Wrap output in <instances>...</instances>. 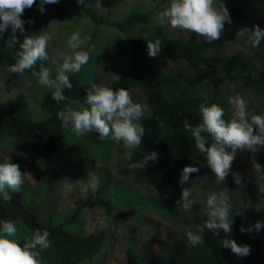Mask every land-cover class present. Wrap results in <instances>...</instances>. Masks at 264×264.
<instances>
[{
    "label": "trees",
    "instance_id": "obj_1",
    "mask_svg": "<svg viewBox=\"0 0 264 264\" xmlns=\"http://www.w3.org/2000/svg\"><path fill=\"white\" fill-rule=\"evenodd\" d=\"M221 3L223 1H220ZM39 0H37V4ZM37 4L24 10L23 16L30 23L34 34L46 32L50 26V18L60 12L76 10L88 16L94 24L96 32L102 26H111L123 34L129 45V56L126 71L119 76L109 87L112 89L125 88L130 94L141 98L149 106L144 113L141 123L145 129L142 144L131 151L129 162L133 167L134 178L146 182L152 193L165 197L174 196L181 191L184 185L192 186L198 173L190 175L187 184H181L180 173L184 166L192 165L201 168L206 165L203 154L195 147L194 139L184 127V120L196 126L201 121L198 111L201 103L218 104L224 109V119L230 121L226 107L230 104L224 95L233 97L236 90L256 92L264 99V62L259 66L253 64L251 59L241 50L234 53H225L232 43L238 42L237 32L242 29H251L258 25L264 29V0H232L224 4L231 14V23H225L219 40L209 42L204 36L189 33L186 39L172 38L168 35L162 24L150 25V11H133L122 21H112L109 16L98 15L85 5L76 1L60 0L57 4L45 5L46 11L41 14ZM96 32L91 37L87 50H92L95 44ZM162 41V51L156 57L166 64L182 65L188 69L184 73L183 67L173 69L167 66L152 69L147 55V40ZM264 43V39L261 40ZM20 41L11 44V39L0 36V69H9L18 59ZM90 53V55H91ZM41 65L48 66L47 59L37 61L33 69L39 71ZM32 70V69H30ZM11 71V70H10ZM204 72L212 75L218 74L222 78L225 92L223 95L212 92L204 94L197 90L190 82L192 74ZM72 83L71 89H63L66 100L56 102L52 93L53 88L43 95L41 106L46 117L41 120L33 118L32 111L26 99L16 98L10 102L4 113H0V143L10 140L12 145L21 149L35 148L41 162V178L45 183L51 184L54 176L64 173L73 166L75 150H90L105 147L111 138H100L93 131L82 137H77L70 128L62 127L57 113L74 102H83L86 98V87L76 75H69ZM233 90V91H231ZM209 143L211 140L209 138ZM238 150V149H237ZM236 150V152H237ZM155 151L158 162H149L145 168L133 165L147 154ZM228 151H231L229 148ZM239 187L242 196L252 207L261 205L264 200V190L250 180H243ZM12 199L5 202L0 197V220H8L16 224L17 229H23L26 236L17 241L23 245L26 237H31L36 230H47L50 233L49 247L37 248L40 264H89L101 251L104 235H81L74 230H65V222H56L55 215L44 212L43 202L33 199L34 194L28 197L24 192L9 190ZM32 201H35L32 204ZM230 203V202H229ZM90 205L110 207L109 201L97 200ZM85 205V206H86ZM229 218H233L232 233L222 231L214 236L205 229L204 243L192 245L187 236L166 241L163 251L149 255L134 254L128 251L129 264H251L262 252L263 243L261 230L253 229L251 232L241 233L240 228H250L260 219L253 211H241L231 204ZM32 206V208H31ZM80 216L79 210L69 221L75 222ZM207 216L198 218L192 232L198 225L203 224ZM229 235L238 244L250 245L251 254L239 257L220 245V239Z\"/></svg>",
    "mask_w": 264,
    "mask_h": 264
},
{
    "label": "rangeland",
    "instance_id": "obj_2",
    "mask_svg": "<svg viewBox=\"0 0 264 264\" xmlns=\"http://www.w3.org/2000/svg\"><path fill=\"white\" fill-rule=\"evenodd\" d=\"M76 1V0H72ZM229 4L232 0H220ZM168 0H85L83 5L98 15H108L112 21H122L133 11H150V25L162 24L172 38L186 39L190 31L172 28L167 22L161 23L158 14L167 6ZM215 2H214V5ZM28 21L25 16L21 17ZM264 27V20L262 22ZM26 34H32L30 23L25 24ZM79 31L82 38L88 37L82 45L87 50L91 37L96 29L88 16L76 10L60 12L52 15L50 26L46 31L51 37L46 52L47 62L52 78H55L56 68L62 63L61 54L70 51L67 45L69 36ZM12 39L10 30L2 35ZM23 36L17 33V40L22 42ZM91 59L76 75L87 89L91 83L110 86L121 74L126 71L129 45L125 36L111 26H102L96 32ZM241 49L253 62L259 66L264 62V43L252 46L246 39L239 38L225 50L231 54ZM152 69L167 66L173 69L183 67L184 73L188 69L182 65L166 64L161 59L149 61ZM37 70H26L25 73H13L9 69H0V113H4L8 104L16 98L26 99L32 111L33 118L41 120L46 117L41 102L43 95L52 90L41 85L33 75ZM190 82L204 94L210 92L224 94L222 78L218 74L204 72L192 74ZM233 91V90H231ZM134 102L143 103L142 99L130 94ZM235 96L242 97L248 106L249 114L264 115V99L256 92L236 90ZM229 96L224 95L226 102ZM83 102L71 103L68 107H86ZM230 120L234 118V109L231 104L226 107ZM10 140L1 141L0 158L10 156L11 162L19 165L24 183L18 192H24L28 197L34 194L33 199L43 202L44 212L55 215L56 222H65V230L75 231L81 235H100L103 233L104 242L101 251L95 256L94 262L89 264H129L128 251L134 254L147 251L149 255L164 250L166 241L187 236L192 232L193 225L198 218L205 215V201L207 195L223 192L229 196V202L241 211H253L264 224V203L252 207L240 196L242 190L239 183H235L232 173H239L241 184L243 180H250L264 190V176L255 169L259 163L264 168V147H257L255 151L239 148L232 161V168L225 181L220 182L211 170L203 165L192 186L184 185L191 195L192 205L185 209L181 202V191L174 196L165 197L152 193L146 182L134 178L133 167L129 162V153L132 149L126 148L120 141L111 139L105 147L96 150L76 149L73 166L70 170L54 176L51 184L41 178L42 165L35 148L24 150L12 145ZM97 200L109 201L107 209L100 205L87 206ZM32 201V204L35 202ZM87 204V205H86ZM86 205V206H85ZM32 208V206H31ZM52 211H49L51 210ZM79 210L80 216L75 222L70 218ZM23 229L11 239L18 240L26 236ZM263 252L251 264H264V228L261 229Z\"/></svg>",
    "mask_w": 264,
    "mask_h": 264
},
{
    "label": "clouds",
    "instance_id": "obj_3",
    "mask_svg": "<svg viewBox=\"0 0 264 264\" xmlns=\"http://www.w3.org/2000/svg\"><path fill=\"white\" fill-rule=\"evenodd\" d=\"M60 0H0V35L6 30L12 34L11 44L17 43V33L23 36L19 43L20 51L18 59L11 65L13 73L23 74L26 70L33 69L37 61L47 58V44L50 36L47 32L39 35L26 34V23H34V20L25 21L22 15L26 8L37 4L38 10L43 14L45 5L57 4ZM215 2L216 6H213ZM83 5L85 0H76ZM161 23L167 22L172 28L183 29L197 33L208 39L209 42L219 40L224 30L225 23H231V14L220 0H168L167 6L158 14ZM238 38L246 39L252 46H260L264 39V29L254 25L251 29H242L237 32ZM88 37L81 36L79 31L73 32L67 45L70 49L62 53V63L56 68L55 78H52L51 70L41 65L39 71L33 72L38 82L48 88H54L52 97L56 102L67 99L63 89H71L72 83L68 73H79L84 65L91 59V50H82V45ZM162 41L159 39L147 40V55L156 58L162 51ZM229 103L234 109V118L226 121L224 109L218 104L201 103L198 111L201 121L196 126L184 120L186 131L194 139L195 147L205 158L206 166L211 170L220 182L225 181L232 168L236 150L247 148L255 151L257 147H264V115L249 114L246 101L240 97H230ZM81 105L86 107H65L57 113L62 127L70 128L77 137L86 133L97 132L100 138H111L120 141L126 148L134 150L142 144L145 129L141 123L144 113L149 111L146 103L134 102L129 91L125 88L112 89L108 86L91 83L86 89V98ZM209 138L211 143H209ZM231 151H228V149ZM132 153L130 152L129 155ZM158 162V154L155 151L144 154L141 161L133 166L145 168L149 162ZM255 169L264 176V168L259 163ZM200 171L199 167L186 165L180 173V183L187 184L190 175ZM23 173L16 163L11 162L10 156L0 158V197L5 202L12 196L9 190L20 189ZM235 183H241L239 173H232ZM191 193L187 188L181 189V202L185 209H189L192 201ZM264 200V197H261ZM231 205L229 196L221 192H213L206 197L205 215L208 219L197 226L195 232H188L187 239L192 245L204 243L205 229L214 236H219L222 231L231 234L233 218H229ZM264 228V224L257 221L250 228L241 227V233L256 231ZM17 233L15 223L8 220H0V264H40L37 248L49 247L50 233L47 230H36L31 237L25 238L21 245L17 240L11 239ZM220 245L239 257L251 254L250 245L238 244L234 239L226 235L220 239Z\"/></svg>",
    "mask_w": 264,
    "mask_h": 264
}]
</instances>
